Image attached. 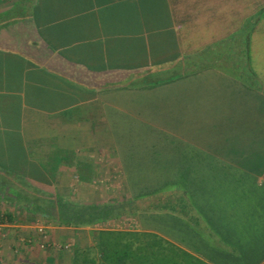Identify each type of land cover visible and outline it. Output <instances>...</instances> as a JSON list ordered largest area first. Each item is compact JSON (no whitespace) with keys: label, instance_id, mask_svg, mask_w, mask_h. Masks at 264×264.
Masks as SVG:
<instances>
[{"label":"crops","instance_id":"crops-1","mask_svg":"<svg viewBox=\"0 0 264 264\" xmlns=\"http://www.w3.org/2000/svg\"><path fill=\"white\" fill-rule=\"evenodd\" d=\"M253 4L0 0V264H103L102 227L38 211L96 194L111 157L117 178L175 181L195 209L155 233L206 264H264V18L252 33Z\"/></svg>","mask_w":264,"mask_h":264},{"label":"trees","instance_id":"trees-1","mask_svg":"<svg viewBox=\"0 0 264 264\" xmlns=\"http://www.w3.org/2000/svg\"><path fill=\"white\" fill-rule=\"evenodd\" d=\"M174 189V195H179L180 200L185 201V197H180L179 186ZM169 203L163 208L170 210L169 215H173L172 217L183 220V213L189 216L185 211L186 206L183 205L181 212L178 211V205ZM47 209L38 212L64 228L102 227V230L94 232L93 235L103 264H206L156 233L113 230L111 226L114 222L126 215L122 206L77 204L58 198L56 204L48 206Z\"/></svg>","mask_w":264,"mask_h":264},{"label":"rangeland","instance_id":"rangeland-1","mask_svg":"<svg viewBox=\"0 0 264 264\" xmlns=\"http://www.w3.org/2000/svg\"><path fill=\"white\" fill-rule=\"evenodd\" d=\"M253 1H254V4L251 5V7L254 9V11H256L255 14L257 16H255L250 23L252 27V29L250 30L251 31L253 30L252 33L255 32L254 24H256L259 20H262V18H264V10L260 13L258 11L259 6H261L262 9L264 8V3L262 5H259V3H257V0H253ZM250 30L245 29L246 33H248ZM247 42H246V46L248 44ZM247 52H248V49H247ZM230 70H233V69L230 68ZM245 70H247L246 67H245ZM139 150L140 149H136V151H139ZM109 160L110 161L108 162V173H109L108 179L105 182L101 181L100 183L103 182L102 184H98L97 187L99 188V186L101 185V188L96 190L95 192L96 194H90L89 196L78 195L74 198L70 197L68 199L70 201L68 202L77 203V204H86V205L113 204L115 206H122L123 211H126V215H124L119 221L114 222L112 227H116L115 225L122 222L120 230L124 229V231L132 230V231L139 232V231H143V227L146 226V229L150 228L151 231H153V233L161 232L163 236H166L167 234L166 217L167 215L171 214L170 210H165L163 207L170 204L169 202H171L172 205H176V206L178 205V209H179L178 211H181V212H182L181 209H183V205L188 206V208L191 210V212L188 213L190 214L189 215L190 218L196 215V211L191 205L190 206L193 209L188 204H185V202L182 203L179 198V195H174L176 192L171 191L172 189L175 190L174 188L178 186L175 184V181H139L140 187L139 189H135L134 186L136 185L135 184L136 181L134 183V181L132 182L129 180L116 177L115 168L113 164L114 159L111 157V159ZM76 168L78 171L77 174H80V176H83L84 171L81 170V166H76ZM168 182L174 183L173 186L169 187L170 192L168 193H167V187H165L166 189L161 190V193H162L161 195H155V193H153L150 196H148L151 198H146V196L136 195L137 192H152L154 190H157L158 187L162 188V186H164ZM182 215L187 217L185 213H183ZM142 224L144 225L143 227H142ZM131 226L133 227V229L127 228ZM190 228L192 229V232H193L191 235H190L191 230H183V228L178 227V224H174L172 225L171 232H173V234L176 237L177 236L183 237V235H185L187 237H191L192 239H194L195 238L194 236L195 228L193 227H190ZM162 235L160 236L163 237ZM213 246H220V245H213ZM226 250H228L229 252L235 253L233 250H230L227 248ZM85 261L91 264L93 261H95L96 262L95 264H98L97 255L87 254V255L81 256L79 259V263L83 264V262Z\"/></svg>","mask_w":264,"mask_h":264},{"label":"built area","instance_id":"built-area-1","mask_svg":"<svg viewBox=\"0 0 264 264\" xmlns=\"http://www.w3.org/2000/svg\"><path fill=\"white\" fill-rule=\"evenodd\" d=\"M39 234H40L42 237L46 238V232H45V229H44V228H40V229H39Z\"/></svg>","mask_w":264,"mask_h":264}]
</instances>
